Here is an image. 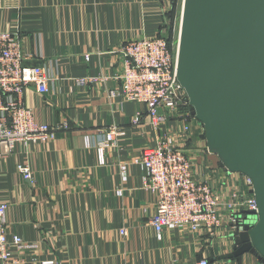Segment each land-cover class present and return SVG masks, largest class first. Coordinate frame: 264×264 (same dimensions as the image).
I'll return each instance as SVG.
<instances>
[{
  "label": "crops",
  "instance_id": "0c3cea01",
  "mask_svg": "<svg viewBox=\"0 0 264 264\" xmlns=\"http://www.w3.org/2000/svg\"><path fill=\"white\" fill-rule=\"evenodd\" d=\"M169 6L170 0H0V29L19 32L32 54L27 63L40 64L53 76L46 95L26 90V104L40 123H70L56 140L17 144L0 162V199L9 203V231L30 246L17 253L22 264H198L204 255L210 264H264L249 253L240 260L222 259L230 250L209 247L190 233L166 232L158 240L150 224L156 197L142 188L143 171L133 163L156 139L145 120L131 125L133 116L146 113V105L109 97L106 88L116 87L112 78L85 88L72 80L121 71L122 45L160 32ZM112 123L127 129L128 136L119 148L106 151L101 164L95 145ZM190 124L195 172H208L207 166L215 171L221 160L205 149L203 125L195 117ZM85 136L92 147H86ZM22 163L32 169L34 184L18 171ZM120 163L129 164L126 183ZM120 187L124 193L117 196Z\"/></svg>",
  "mask_w": 264,
  "mask_h": 264
},
{
  "label": "built area",
  "instance_id": "2783aa9c",
  "mask_svg": "<svg viewBox=\"0 0 264 264\" xmlns=\"http://www.w3.org/2000/svg\"><path fill=\"white\" fill-rule=\"evenodd\" d=\"M119 51L123 68L115 75L88 74L72 80L76 86L85 88L106 84L112 78L116 87L106 88L109 97L146 105V113L133 116L131 125L139 126L145 120L156 133V139L133 163L143 171L142 188L156 197L150 224L157 239L162 240L166 232L190 233L209 243V247L218 244L232 253L240 246L237 239L243 227L257 222L259 206L253 179L221 165L215 171L207 166L208 172L199 176L195 172V162L189 152L191 105L178 79V55L172 52L163 35L158 32L128 41ZM90 56L86 55V61ZM31 58L19 32L0 29V162L17 144L52 142L59 131L70 128L67 120L60 124L36 121L33 108L26 104V90L32 87L44 96L50 92L53 80L44 66L28 64ZM126 136L128 130L118 123H112L105 130L104 139L95 145L101 164L105 163L106 151L119 148ZM85 145L93 146L88 136H85ZM205 149L211 152L208 144ZM17 169L24 179L36 182L29 165L18 164ZM119 172L122 183H126L129 164L120 163ZM123 193V187L116 190L117 196ZM8 209L9 203L0 199V264H22L23 259L17 253L30 246L20 235L10 233ZM121 233L125 234V229ZM209 259L204 255L198 264H210Z\"/></svg>",
  "mask_w": 264,
  "mask_h": 264
},
{
  "label": "water",
  "instance_id": "95a60500",
  "mask_svg": "<svg viewBox=\"0 0 264 264\" xmlns=\"http://www.w3.org/2000/svg\"><path fill=\"white\" fill-rule=\"evenodd\" d=\"M177 55L179 82L209 150L254 181L257 222L221 258L249 253L264 262V0H183Z\"/></svg>",
  "mask_w": 264,
  "mask_h": 264
},
{
  "label": "trees",
  "instance_id": "16d2710c",
  "mask_svg": "<svg viewBox=\"0 0 264 264\" xmlns=\"http://www.w3.org/2000/svg\"><path fill=\"white\" fill-rule=\"evenodd\" d=\"M170 2H171V9L164 14V17H163L164 20L162 22V25L160 28L161 30L159 33H160V35H163L162 34L163 31L165 29H167L169 37H166L165 35H163V36L166 38L169 48L175 54L176 51L172 47L171 38H172L174 30H175V24L178 21L179 17L181 16L183 0H170ZM237 242H238V244L241 245L240 239H237ZM240 258L236 259V260H240Z\"/></svg>",
  "mask_w": 264,
  "mask_h": 264
},
{
  "label": "rangeland",
  "instance_id": "374dc122",
  "mask_svg": "<svg viewBox=\"0 0 264 264\" xmlns=\"http://www.w3.org/2000/svg\"><path fill=\"white\" fill-rule=\"evenodd\" d=\"M182 8H183V5H182ZM170 9H171V2H170V6H169V8H167L166 12L169 11ZM181 15H182V10H181ZM180 25H181V16L179 17L178 21L175 24V30H174L173 36L171 38L172 47L176 51V53H177V49H178V39H179V34H180ZM162 34L165 35L166 37H169L167 29H165Z\"/></svg>",
  "mask_w": 264,
  "mask_h": 264
}]
</instances>
